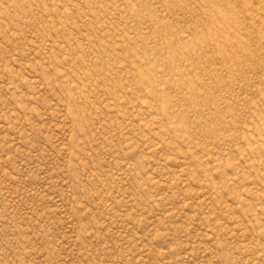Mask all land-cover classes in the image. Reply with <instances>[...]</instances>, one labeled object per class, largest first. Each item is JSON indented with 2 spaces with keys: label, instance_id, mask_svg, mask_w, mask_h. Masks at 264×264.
<instances>
[{
  "label": "rangeland",
  "instance_id": "obj_1",
  "mask_svg": "<svg viewBox=\"0 0 264 264\" xmlns=\"http://www.w3.org/2000/svg\"><path fill=\"white\" fill-rule=\"evenodd\" d=\"M0 264H264V0H0Z\"/></svg>",
  "mask_w": 264,
  "mask_h": 264
}]
</instances>
